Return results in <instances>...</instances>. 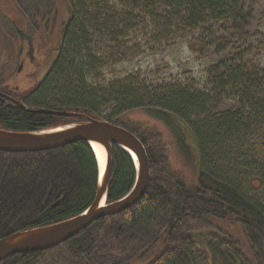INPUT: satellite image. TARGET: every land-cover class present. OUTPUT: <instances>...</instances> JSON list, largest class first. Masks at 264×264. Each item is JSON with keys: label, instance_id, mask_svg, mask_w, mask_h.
<instances>
[{"label": "trees", "instance_id": "obj_1", "mask_svg": "<svg viewBox=\"0 0 264 264\" xmlns=\"http://www.w3.org/2000/svg\"><path fill=\"white\" fill-rule=\"evenodd\" d=\"M110 1L40 0L45 11L34 3L37 27L51 28V41L60 50L27 105L100 118L101 105L114 101L106 119L126 126L143 142L150 164L148 189L133 207L95 220L65 242L13 254L0 264H264V202L246 192L255 185L264 192V65L251 69L232 58L219 61L215 78L204 88L174 83L158 97L119 88L116 81L109 98L101 99L83 75L95 62L89 30L118 35V24L127 21L132 5V0ZM137 1L146 3L144 10L160 4L179 9L192 26L227 19L245 32L256 19L246 0ZM20 8L28 14L21 3ZM196 43L191 48L200 50L203 45ZM149 95L150 102H144ZM215 98L219 103L231 98L234 104L218 110ZM139 107L149 123L124 120V113ZM84 120L0 104L5 129L35 131ZM188 135L197 141L200 161ZM167 147L188 172L171 165ZM135 176L132 156L114 146L108 203L126 195ZM98 178V162L84 140L43 152L0 151V237L82 212L95 199Z\"/></svg>", "mask_w": 264, "mask_h": 264}, {"label": "rangeland", "instance_id": "obj_2", "mask_svg": "<svg viewBox=\"0 0 264 264\" xmlns=\"http://www.w3.org/2000/svg\"><path fill=\"white\" fill-rule=\"evenodd\" d=\"M19 1L28 9L27 13H33L32 1L41 7L42 11L48 9L40 4V0ZM112 2L116 3L118 0L110 1L109 5L113 4ZM246 2L256 19L247 31L239 32L227 19H213L206 27H201V24L192 26L185 22L181 12L178 14L179 9L160 4L157 9L147 7V10H144L142 8L146 4L144 1L132 0V5L128 7L131 13L127 16L130 19L118 24L117 29L120 30L118 35L94 30L95 28L89 30L88 47L95 54V62L87 66L88 70L83 75H86L85 79L99 91L98 96L101 99L109 98L108 96L112 94V84L116 81H120L116 84L119 88L122 86L135 89V92L141 96L151 92L154 95L152 97H158L163 88L174 83L192 88H204L212 78H215L213 67L219 61L232 58L235 63L243 61L251 69L262 66L264 65V0H246ZM4 4L8 6L5 1ZM109 5L106 7L109 8ZM134 5L139 8H133ZM8 18L0 13V21L6 30L3 33L0 31V38L4 41H6V32L15 35V29L8 24L11 23L12 18L10 16ZM196 42L203 45L200 50L191 48L192 44L197 46ZM50 46L53 48L54 40L51 41ZM48 49V47L44 49L37 41L35 63H25L20 71L14 73L13 81L21 91L35 86L44 75L50 61L56 55V51H53L50 57L49 54L46 55ZM39 67L41 69L38 71ZM38 72L39 74H36ZM49 97L51 103L52 95ZM149 99H151L150 95L143 101L150 102L147 101ZM155 99L152 98L156 101ZM218 100L214 99V106L218 110L234 104L231 98H223L220 103ZM113 107L114 101L111 104L104 103L101 105L99 115L105 119L110 118ZM122 117L124 120L149 123V115L143 107L132 109ZM157 123L166 131L161 122ZM188 141L195 160L200 161L196 139L193 135H188ZM170 150L171 147H167L166 152L171 165L181 166L188 172L189 168L182 159H175L174 150L169 152ZM247 174H249L248 178H253L250 172ZM246 192L264 202V192L256 185L254 190L249 192L246 190Z\"/></svg>", "mask_w": 264, "mask_h": 264}, {"label": "water", "instance_id": "obj_3", "mask_svg": "<svg viewBox=\"0 0 264 264\" xmlns=\"http://www.w3.org/2000/svg\"><path fill=\"white\" fill-rule=\"evenodd\" d=\"M29 36V35H28ZM69 116H79L84 121L71 122L54 128L19 131L0 127V150L6 152H40L56 149L73 142L87 141L92 149L99 144L106 154L103 170L100 168L94 201L82 212L61 221L13 231L0 237V261L17 253L33 252L57 246L70 239L95 220L120 213L136 205L146 193L150 182V164L146 148L138 136L129 128L97 118L82 112L55 109H31ZM114 146L126 150L136 167L135 181L130 191L108 203V184L112 174V153ZM95 153V151H94ZM135 154V157H133Z\"/></svg>", "mask_w": 264, "mask_h": 264}, {"label": "flooded vegetation", "instance_id": "obj_4", "mask_svg": "<svg viewBox=\"0 0 264 264\" xmlns=\"http://www.w3.org/2000/svg\"><path fill=\"white\" fill-rule=\"evenodd\" d=\"M4 1L7 2V7L5 6ZM19 2V0H0V13L2 12V15L7 16V18L8 16L12 18L11 23L8 22V24L11 26V28L13 26V28L15 29V35L6 32V41L0 38V104L2 106H5L6 108L15 110L18 108L24 109L22 104L30 107L27 104L31 103L33 93L41 86L45 78L50 73L54 61L57 57L58 51L60 50L57 45H55L53 48H51L50 46L51 28H49V30H46L44 28L37 27V14L34 11V2L32 1L33 5L31 4L33 6V13L28 14L21 12ZM20 13L22 14V16L20 15ZM67 18L68 16H66V19ZM22 25L26 26V28H23ZM38 29H41L42 31L40 30L41 32H38ZM0 31L2 33L6 31L1 21ZM37 41L41 43L44 49H46V47L49 48L48 51H46V55L49 54L50 57L53 54V51H56V55L50 61V65L45 70L44 75H42L40 81L37 82L35 86L21 91L19 86L13 81L15 75L14 73L20 71L25 63H35L37 58ZM40 69L41 67L38 68V71ZM36 74H39V72ZM30 108L34 109L37 107Z\"/></svg>", "mask_w": 264, "mask_h": 264}, {"label": "bare ground", "instance_id": "obj_5", "mask_svg": "<svg viewBox=\"0 0 264 264\" xmlns=\"http://www.w3.org/2000/svg\"><path fill=\"white\" fill-rule=\"evenodd\" d=\"M154 20V19H153ZM193 24V23H192ZM41 25V24H40ZM189 28V27H188ZM58 41V40H57ZM197 54V53H196ZM201 54V53H200ZM93 152L95 151V156L97 158V160L99 161V164H100V168L101 170H103L104 168V165H105V162H106V154H105V150L99 145V144H96V143H93ZM1 151V150H0ZM6 152V151H4ZM16 153H19V152H16ZM133 157H135V154H133Z\"/></svg>", "mask_w": 264, "mask_h": 264}]
</instances>
